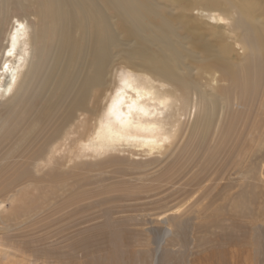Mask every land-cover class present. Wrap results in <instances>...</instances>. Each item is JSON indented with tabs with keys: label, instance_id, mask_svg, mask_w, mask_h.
<instances>
[{
	"label": "rangeland",
	"instance_id": "obj_1",
	"mask_svg": "<svg viewBox=\"0 0 264 264\" xmlns=\"http://www.w3.org/2000/svg\"><path fill=\"white\" fill-rule=\"evenodd\" d=\"M235 2L0 1L5 33L15 18L27 26V62L39 47L46 59L26 96L11 95L9 75L1 86L0 264H264V14L253 13L259 83L244 90L256 58ZM169 51L167 75L156 62ZM124 72L162 80L152 90L172 99L161 153L89 148ZM63 217L81 218L79 242L58 245Z\"/></svg>",
	"mask_w": 264,
	"mask_h": 264
},
{
	"label": "bare ground",
	"instance_id": "obj_2",
	"mask_svg": "<svg viewBox=\"0 0 264 264\" xmlns=\"http://www.w3.org/2000/svg\"><path fill=\"white\" fill-rule=\"evenodd\" d=\"M259 1L260 0H238V2H235V10L239 14L233 20V23L237 27L240 25L241 20L245 23V29L238 27L244 33V37L242 38L244 39L243 48L247 49L248 58L251 56L255 57L256 60L258 41L262 38V34L254 24L253 13L255 10H258L259 12L260 9V12L264 14V10L261 11L262 7L259 8ZM60 8L61 6L58 5L57 10L59 11ZM6 17L7 16H3L2 19L0 18V94H2L1 86L3 79L6 75H9L10 81L8 89L11 90V93L14 92L11 95L14 96L17 93H21V96H26L27 89L33 79L40 74L42 61L43 64L46 61V59H42L44 57L45 50H43V47H39L36 51L38 61L34 64L27 62L26 55L28 52L26 50V46L30 44L31 40L26 31L27 26L24 24L22 19L15 18L10 22V30L5 33V26L8 24ZM208 18H210L212 22H220L226 19L223 13L211 14ZM259 19L262 18L259 17ZM63 48H65V46ZM18 49L22 51L21 55L18 54ZM173 51H169L167 53L168 57H165L162 61L156 62L162 69L165 70V73L170 71V68L173 65V57L175 59L177 57V54L176 57L174 56L175 51ZM248 58L246 57L245 60ZM213 60L215 62L217 61V59ZM256 60L254 58L250 60L248 59L242 64V68L240 70V75L242 76L240 83H243L244 90L255 84V82L259 83V66L261 68V65L260 62ZM53 61L55 63V58ZM160 73L163 74V72ZM141 76L144 77V79H142L143 81L137 80L134 76L127 72L120 75V84L113 89V92L109 96L108 104L103 107L98 118V127L95 132V136L92 135L90 137L91 140H94V142L89 145V148L93 151L102 149L110 143L117 142L119 144L126 143L133 148H138L142 152L155 154L161 153L172 144L173 134L170 133V130L158 117L161 112L160 107L164 108L168 104L167 101L172 99L168 95H156L158 93L152 90L154 88V84H156L157 88L164 86L165 84L162 80H159L157 83H153L152 80L144 74ZM243 89L242 91H244ZM151 100H155L156 102L151 103ZM241 100L243 101V97H241ZM71 212L72 211L69 213ZM79 219L81 218L76 217L75 220H68L63 217L61 219L68 220V225L63 222L62 227L57 229L60 230V233L58 234V237L60 238L58 245L68 242L71 237L74 239L75 243L79 242V234L82 232L77 227V223L75 222ZM70 229H73V232L71 236H68V231ZM87 240L89 241V239ZM82 244H84V242ZM88 245H91V243ZM63 254L64 256H67L68 252L63 251ZM72 254L73 252H69V255ZM84 255L87 256L86 254ZM58 257L66 263V259L62 255L59 254ZM82 257V255L80 257H76L72 264H79V262H81L79 258ZM99 259L102 261V258ZM178 261L179 260H177V264ZM107 264H111L110 260H108ZM211 264L229 263L225 262L224 258H219ZM233 264H236L235 261H233Z\"/></svg>",
	"mask_w": 264,
	"mask_h": 264
}]
</instances>
